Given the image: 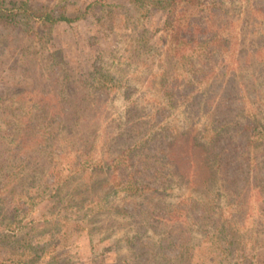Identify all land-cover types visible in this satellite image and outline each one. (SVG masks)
<instances>
[{"label":"rangeland","instance_id":"obj_1","mask_svg":"<svg viewBox=\"0 0 264 264\" xmlns=\"http://www.w3.org/2000/svg\"><path fill=\"white\" fill-rule=\"evenodd\" d=\"M25 1L74 19L0 22V264H264V0ZM155 131L181 166L133 191Z\"/></svg>","mask_w":264,"mask_h":264},{"label":"trees","instance_id":"obj_2","mask_svg":"<svg viewBox=\"0 0 264 264\" xmlns=\"http://www.w3.org/2000/svg\"><path fill=\"white\" fill-rule=\"evenodd\" d=\"M7 2H11L8 0ZM23 15L25 17L32 18H41L43 21L57 22V21H72L74 17H69L63 13L60 15H54L51 11L46 9H34L32 8L27 1L19 0L12 2L10 5L1 4L0 5V22L2 23H12L17 19V15ZM177 38V37H176ZM165 91L168 93L167 89ZM164 93L166 94V92ZM257 125V123L255 122ZM133 124V126H135ZM261 127L260 122L258 121V133L259 128ZM250 126L243 125L240 126L238 131L243 133L251 134ZM141 133V131L139 132ZM160 132L155 131L154 133H144L142 136H146L142 140L134 141L126 146V148L121 150L120 155H124V161L116 165L120 169L128 168L127 177L129 183L133 185L131 190L133 191H163L168 186L169 179L166 178L167 175H174V170L178 167L180 168L181 163L172 162V167L167 164H158V160L163 157L168 161H173L180 156L173 150L172 147H169L172 141H162L159 136ZM234 137V134H231ZM152 139L156 140V143H151ZM175 138L173 139V141ZM154 145V146H153ZM202 145V144H201ZM168 146V147H167ZM193 145L189 142L183 144L182 146V156L186 162L191 167L194 162L192 158L195 156V150L193 149ZM203 151H206V158L212 157L211 160L206 162V167L213 166L217 169V172L220 176V179L223 183H231L234 185V189L239 190L237 187L238 176L234 175V168L232 169V163L238 159L240 153L235 154V150L232 148H228L226 146L216 145L212 146L208 149L206 147L203 148ZM239 152V151H237ZM127 154V155H125ZM151 159L153 163L147 164L145 161ZM187 158V160H186ZM211 162V163H210ZM178 163V164H177ZM213 163V164H212ZM110 165V164H109ZM143 174V177L140 176ZM166 178V179H165ZM167 182V184H166ZM226 186V185H224ZM170 187V185H169ZM162 217V215H160Z\"/></svg>","mask_w":264,"mask_h":264}]
</instances>
